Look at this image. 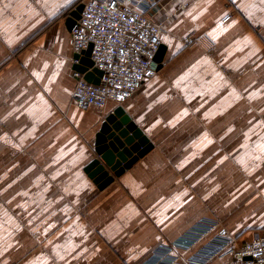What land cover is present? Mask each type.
Wrapping results in <instances>:
<instances>
[{"label":"crops","instance_id":"obj_1","mask_svg":"<svg viewBox=\"0 0 264 264\" xmlns=\"http://www.w3.org/2000/svg\"><path fill=\"white\" fill-rule=\"evenodd\" d=\"M77 1L40 0L42 13L34 16L35 25H39L35 29L51 22L49 27L6 65L3 63L22 40H18L21 35L15 36V31L0 25V209L15 210V219L0 215V264H160L171 259L187 264L205 256L220 226L190 249L179 246L183 244L180 241L191 236L201 220L221 224L214 216L199 218L197 208L188 214L191 207L185 208L177 194L180 187L169 185V153L163 139L146 132L153 117L149 109L165 85L162 73L166 79L168 56L176 68L179 64L192 66L202 52L201 44L187 43L199 38L203 45L214 46L212 60L225 64L233 48L242 49L252 28L264 27V0H152L160 7L156 21L161 26L160 45L165 47L161 69L123 104L107 101L102 109L71 105L74 53L65 22L79 3L64 16L60 13ZM30 29L26 35L35 31ZM186 74L194 89L208 90L196 83L199 74ZM119 107L152 148L99 190L86 169L97 159L96 133ZM154 116L162 122L157 113ZM11 192L18 197L40 192L78 193L84 199L82 205L90 210L69 215L56 203L57 211L35 216L38 218L29 228L22 220H14L22 219L19 209L38 208V199L2 197ZM47 208L52 206L47 203ZM18 224L25 226L24 234L18 232L21 228L10 232L12 225ZM262 230L264 227L240 237L225 233L240 245ZM34 232L36 238H32ZM230 261L227 257L209 264Z\"/></svg>","mask_w":264,"mask_h":264},{"label":"rangeland","instance_id":"obj_2","mask_svg":"<svg viewBox=\"0 0 264 264\" xmlns=\"http://www.w3.org/2000/svg\"><path fill=\"white\" fill-rule=\"evenodd\" d=\"M80 1L60 15L64 16ZM39 2L0 0V25L15 31V36L21 35L18 40H22L4 65L10 64L12 57L28 48L49 27L51 22L35 29L39 25H35L34 16L42 13ZM29 27L35 31L26 35ZM263 31L264 27L252 28L250 36L242 42V49L233 48L225 64L212 60L214 46L203 45L199 38L193 44L187 43L189 46L201 44L197 63L192 66L179 64L176 68L169 56L164 62L166 79L163 73L162 79L165 85L153 97L154 105L149 109L153 117L146 124V132L163 139V147L169 153V185L180 187L177 194L182 196L185 208L191 207L187 213L197 208L199 218L214 216L221 224L201 220L193 234L180 241L183 244L195 241L202 244L219 226L237 237L264 227ZM186 71L199 74L196 83L208 90L194 89V82ZM156 113L162 122L155 119ZM2 197L12 201L38 199V208L19 209L18 216L22 219L14 220H22L29 228L38 218L35 216L57 211L56 203L69 215H84L90 210L82 205L84 199L78 193L40 192L18 197L11 192ZM47 203L51 209L47 208ZM14 212V209H0V215L11 219H15ZM17 228H21L18 232L25 233L22 230L25 226L20 224L12 225L10 232L14 233ZM222 229L216 231L217 234L226 232ZM28 234L31 236L30 232ZM37 234L34 232L32 238Z\"/></svg>","mask_w":264,"mask_h":264},{"label":"built area","instance_id":"obj_3","mask_svg":"<svg viewBox=\"0 0 264 264\" xmlns=\"http://www.w3.org/2000/svg\"><path fill=\"white\" fill-rule=\"evenodd\" d=\"M79 4L83 6L79 19L70 30L72 51L78 56L73 57L72 65H80L82 52L91 45L93 66L88 71L96 69L101 76L94 74L99 83L93 84L84 79L83 73L73 70L72 105L78 109H102L107 101L121 105L157 73L153 57L160 46L161 26L156 21L160 7L152 0H81ZM213 240L205 256L188 263L209 264L229 257L227 264H264V230L240 245L223 232ZM196 243L179 246L190 249Z\"/></svg>","mask_w":264,"mask_h":264},{"label":"water","instance_id":"obj_4","mask_svg":"<svg viewBox=\"0 0 264 264\" xmlns=\"http://www.w3.org/2000/svg\"><path fill=\"white\" fill-rule=\"evenodd\" d=\"M82 7V4H79L68 14L65 23L70 30L79 19ZM91 48L92 46L89 45L82 52L80 65L74 66L73 70L83 73L87 82L98 84L99 80L94 74L99 77L101 72L96 69L88 71L93 66L90 59ZM164 53L165 47L160 45L153 57L157 71L161 69ZM74 57L78 58L77 55ZM151 148L152 145L147 138L119 107L105 118L96 133L94 152L97 159L89 164L86 171H91L89 177L92 178L97 188L102 190L142 158Z\"/></svg>","mask_w":264,"mask_h":264}]
</instances>
